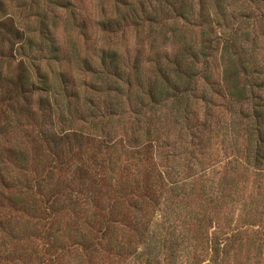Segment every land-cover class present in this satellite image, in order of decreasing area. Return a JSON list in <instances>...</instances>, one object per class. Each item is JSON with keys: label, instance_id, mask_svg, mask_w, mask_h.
I'll return each instance as SVG.
<instances>
[{"label": "rangeland", "instance_id": "rangeland-1", "mask_svg": "<svg viewBox=\"0 0 264 264\" xmlns=\"http://www.w3.org/2000/svg\"><path fill=\"white\" fill-rule=\"evenodd\" d=\"M7 19L0 264H264V166L260 176L252 170L249 123L264 120V0H0ZM203 41L222 44L209 66L213 82L229 69L242 96L204 101L199 83L179 114L161 77L158 105L143 97L155 79L150 59ZM105 52L119 61L102 70ZM21 74L45 83L32 105L14 91ZM151 140L156 161H147ZM153 166L174 182L193 169L206 178L182 182L171 216L149 208L139 222L134 186L146 175L134 183V173ZM80 170L95 185L82 180L77 207L70 191Z\"/></svg>", "mask_w": 264, "mask_h": 264}, {"label": "trees", "instance_id": "trees-1", "mask_svg": "<svg viewBox=\"0 0 264 264\" xmlns=\"http://www.w3.org/2000/svg\"><path fill=\"white\" fill-rule=\"evenodd\" d=\"M185 16H182L181 19L185 20ZM12 20H0V30L5 29V27L11 28ZM209 25V24H207ZM210 26V25H209ZM155 28H152L153 32ZM217 48H215V44L210 43L208 41H203L199 47H189V48H182L178 50L177 52H174L170 56H166L165 58L161 55L156 56L154 59H150L149 66L152 68L151 75L153 74L155 76V79L152 80L148 85H145L148 87V91L146 90L143 97H149L151 98V102L153 104L158 105V98L156 94V88L159 87L160 82L159 79L162 77L165 84H168L170 86V90L172 92V103L174 106L178 107V113H181V109L179 106L184 105L186 100L188 99V102L190 100V96L196 94V91L190 92L193 90V88H197L199 83H202L201 86L204 87V93H203V100L204 101H213L211 98H209V95H213L214 97L222 98V100L227 101L228 99H231L235 96H242L245 89H239L236 88L237 86L234 85L235 82H231V80H228V76L230 74L229 69H226V72H223V80L224 81H216V83L213 82L210 76V62L215 56V51L218 52V49L222 46L221 43H216ZM231 43L228 40L226 45L223 47H230ZM233 47V46H231ZM230 48L224 49L225 51H229ZM169 55V54H168ZM118 54H113L111 52H105L102 56L101 60V68L102 70L104 68H108L111 66H114L115 63L119 61ZM232 55L230 56V58ZM197 60H203L204 62V68L198 69L197 66ZM137 66L134 68L136 69ZM136 75L141 74V70L139 68L135 71ZM99 74V73H97ZM17 85L15 87L19 88L15 89L19 95L23 96V98L26 97L27 105H32V95L38 92L41 87V85H45L43 81H41V78H39L38 82L33 81L30 77L27 75L21 74L18 77ZM140 81V80H139ZM132 76L129 74L127 76V83L129 85H132ZM19 84L21 86H19ZM140 84L142 82L140 81ZM221 84V85H220ZM143 85V84H142ZM224 85V86H223ZM144 86V87H145ZM153 86L155 88H153ZM225 87L224 89L222 88ZM216 87H221L224 91L223 94L215 90ZM184 88V90H183ZM217 89V88H216ZM42 91V90H41ZM14 93V92H13ZM18 96V95H17ZM16 96V97H17ZM263 118V115L258 116ZM252 138L254 139V144L252 143L253 150L255 152V155L253 156V162L252 164V170L253 172H256L259 176L261 173L258 171H263L264 166V120H253L252 122ZM76 136V135H74ZM152 142L147 144V149L149 152H151V155L148 157L147 161H150L151 159L157 160L156 153H154V149L158 148L157 141L151 140ZM60 145L64 146L65 142H61ZM145 148V147H144ZM142 148V149H144ZM152 149L154 151H152ZM256 149V151H255ZM56 160L55 162L60 161V156H55ZM197 163V159L194 157ZM158 168L155 166L152 167V170L154 173H149L147 170H135L133 181L134 183H138L139 180L142 178V175H146L145 182H141L138 184H135L134 188L140 193L141 199L140 202V208H135L136 213L135 217L139 222H144L145 214L147 211H149V208H153L156 211L163 212V214H167L171 216V206L168 205V202L175 203V199L178 198V195L180 194L181 187L184 186L183 183L185 181H189L191 179V182H198V177L204 179L206 176L202 177L200 174L201 172L194 171V169L190 172V174L185 178V180L182 181H175L172 180L170 174H164V172H159L157 170ZM249 168H247V171H252ZM129 173V172H128ZM149 173V176H148ZM192 173V174H191ZM129 175V174H128ZM133 175V174H132ZM130 175V176H132ZM78 176V177H77ZM139 177V178H138ZM153 177V181L150 182V178ZM88 179L91 181V186L95 185V182L88 178L87 172L85 170H80V176L76 174V178L72 180V190L70 191V197H72V201L75 199V196L78 194L77 197V203L76 206H79V203L81 202V199L79 198V194L85 191L83 189L82 180ZM9 180L7 177L2 178V182ZM197 180V181H194ZM201 180V179H199ZM10 182V181H9ZM78 182V183H77ZM183 182V183H182ZM8 187V184L6 185ZM81 189V190H80ZM234 191V190H233ZM58 195V194H57ZM53 201V204L59 202V195L51 198ZM5 200H8L6 198V194H4L3 191H0V206L3 207L1 204L4 203ZM159 209V210H158ZM106 220V218H105ZM129 225L135 224V227L137 228V223L135 222H128ZM109 227V225H107ZM169 229H173L171 226L168 227ZM149 231H142V233L139 234V231L137 234H139V237L142 239ZM222 235V233H221ZM225 236H222L220 238V245H222L225 241ZM227 245V243H226ZM225 245V246H226Z\"/></svg>", "mask_w": 264, "mask_h": 264}]
</instances>
